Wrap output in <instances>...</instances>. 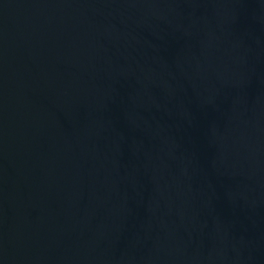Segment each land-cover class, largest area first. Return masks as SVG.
Returning <instances> with one entry per match:
<instances>
[{
  "label": "water",
  "instance_id": "1",
  "mask_svg": "<svg viewBox=\"0 0 264 264\" xmlns=\"http://www.w3.org/2000/svg\"><path fill=\"white\" fill-rule=\"evenodd\" d=\"M0 264H264V0H0Z\"/></svg>",
  "mask_w": 264,
  "mask_h": 264
}]
</instances>
